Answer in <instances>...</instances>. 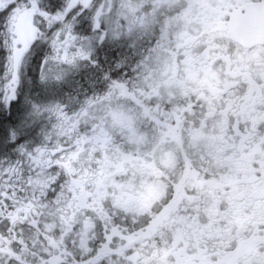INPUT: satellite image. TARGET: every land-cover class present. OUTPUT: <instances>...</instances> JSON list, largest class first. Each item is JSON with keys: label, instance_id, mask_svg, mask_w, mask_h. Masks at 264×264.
<instances>
[{"label": "snow or ice", "instance_id": "snow-or-ice-1", "mask_svg": "<svg viewBox=\"0 0 264 264\" xmlns=\"http://www.w3.org/2000/svg\"><path fill=\"white\" fill-rule=\"evenodd\" d=\"M0 264H264V0H0Z\"/></svg>", "mask_w": 264, "mask_h": 264}]
</instances>
